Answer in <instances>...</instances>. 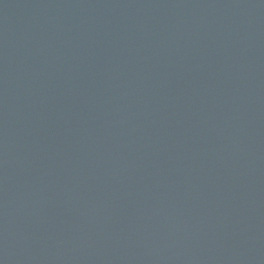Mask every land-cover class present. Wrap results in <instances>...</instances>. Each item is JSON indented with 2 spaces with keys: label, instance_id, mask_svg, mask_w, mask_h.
<instances>
[{
  "label": "water",
  "instance_id": "obj_1",
  "mask_svg": "<svg viewBox=\"0 0 264 264\" xmlns=\"http://www.w3.org/2000/svg\"><path fill=\"white\" fill-rule=\"evenodd\" d=\"M0 264H264V0H0Z\"/></svg>",
  "mask_w": 264,
  "mask_h": 264
}]
</instances>
